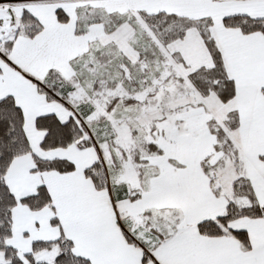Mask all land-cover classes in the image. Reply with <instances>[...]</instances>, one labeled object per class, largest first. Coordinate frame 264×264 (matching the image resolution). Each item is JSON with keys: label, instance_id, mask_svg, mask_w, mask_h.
Returning <instances> with one entry per match:
<instances>
[{"label": "snow or ice", "instance_id": "obj_1", "mask_svg": "<svg viewBox=\"0 0 264 264\" xmlns=\"http://www.w3.org/2000/svg\"><path fill=\"white\" fill-rule=\"evenodd\" d=\"M0 264H264V0H0Z\"/></svg>", "mask_w": 264, "mask_h": 264}]
</instances>
